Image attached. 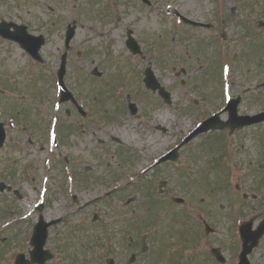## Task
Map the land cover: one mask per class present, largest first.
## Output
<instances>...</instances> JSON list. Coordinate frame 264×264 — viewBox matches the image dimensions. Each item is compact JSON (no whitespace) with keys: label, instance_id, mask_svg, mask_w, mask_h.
<instances>
[{"label":"rangeland","instance_id":"rangeland-1","mask_svg":"<svg viewBox=\"0 0 264 264\" xmlns=\"http://www.w3.org/2000/svg\"><path fill=\"white\" fill-rule=\"evenodd\" d=\"M150 1L151 6L140 0L0 1V19L26 24L32 33L47 37L41 51L43 65L17 44L0 38V119L7 127V140L0 150V178L13 183L23 195L12 209L18 218L15 228L1 234L0 240L5 242L14 233L6 241L9 248L12 242L16 244V252L29 248V237L24 240V235L37 220L34 204L43 199V214L53 219L67 211L65 204L76 209L73 194L78 205L90 203L84 210L90 215L86 222L81 215L68 216L49 229L46 247L58 254L46 264H106L108 257L125 263L131 252H139L136 264H210L203 258H210L208 245L215 240L208 238L205 246L197 247L200 234L194 220L192 225L184 206L172 198L182 197L204 207L216 223L220 204L228 203L219 190L227 168L224 164L219 168L214 159L220 147L205 146L197 138L181 150L177 162L146 173L143 170L202 120L204 107L207 112L216 107L220 85L216 49L211 43L202 47L188 41L191 33H184L187 29L174 22L172 13L175 9L188 17L206 18L214 14L215 4L213 0ZM220 1L230 14L224 23L230 32L225 45L231 50L253 46L255 43H245L241 22L252 25L254 11L256 17L263 16L264 0ZM233 6H237V14L230 13ZM72 21L76 32L68 51L65 81L88 113L84 120L71 104L62 105L58 112L54 108L64 31ZM127 29L133 31L144 58L126 48ZM199 32L197 38L206 35ZM206 59L211 62L205 67ZM240 60H245L242 67H238ZM235 64L229 74L232 81L242 75L246 84L260 76H255L257 65L251 59L241 56ZM148 66L171 93V104L144 87L143 73ZM182 68L186 73L180 72ZM205 93L208 105L201 102ZM127 101L137 103L136 115L130 114ZM261 105L264 102H257L255 109ZM66 108L71 109L70 116L64 114ZM160 113L167 116L161 118ZM55 119L59 144L52 149L48 136ZM11 122L16 124L14 129H8ZM157 127H165L166 132ZM250 136L251 141L245 142L247 159L234 169L264 172V123L250 131ZM64 157L68 164L61 159ZM120 176H125V183L111 192ZM162 181L166 182L164 193L159 188ZM43 187L46 191L41 196ZM93 212L102 215L96 224L91 223ZM181 220L183 224L174 223ZM144 231L151 259L140 251Z\"/></svg>","mask_w":264,"mask_h":264},{"label":"flooded vegetation","instance_id":"flooded-vegetation-1","mask_svg":"<svg viewBox=\"0 0 264 264\" xmlns=\"http://www.w3.org/2000/svg\"><path fill=\"white\" fill-rule=\"evenodd\" d=\"M262 52V50H260ZM247 90V89H245ZM235 92L232 94L231 99H239L238 112L243 115H253L257 112L264 111V105L255 109L257 102L255 97L250 95L249 91ZM219 99L216 101V106L220 105L216 111H220L219 118L223 122L228 121V113L224 111L227 107V103H223V95L219 94ZM218 130H210L206 133L199 135L198 137L203 141V145L209 147H220V152L215 156V162L221 164H228L233 166L236 164L240 167L242 161L246 160L247 145L245 142L251 141L250 131H254L256 125H246L241 128L233 127L231 124H217ZM249 158V156H248ZM249 162H247L248 164ZM225 180L221 183L219 190L222 195L227 196V204H220V211L217 214L216 223H213L211 218V224L216 228L211 229L210 233L215 236L210 237L215 241L210 246V249L216 247L218 252L223 256L219 261L215 259H207L210 264H239L240 254L243 250V242L245 237H248V245H252L257 232L259 231V224L264 220V172H225L221 179ZM235 178V183L229 182V179ZM10 185V184H9ZM15 190L7 188L3 192H0V234L9 232L14 225L10 223L13 217L12 209L15 208ZM193 208H199L201 212H204L203 216H207V212L204 207L195 205ZM82 207V209H84ZM225 209L227 211L225 212ZM80 208L76 211V216L80 213ZM88 211L82 213V218L85 221L89 217ZM102 215H98L93 212L91 222L94 224L100 222ZM63 221V219H62ZM249 224L248 230L241 229L243 224ZM199 230V237L206 238L210 233L206 232L204 228V235H201V225H204L203 218L198 216V222L195 223ZM9 233L6 240L10 235ZM141 237V252L143 253V240ZM5 240L1 241L0 255L2 258H8L10 260L14 256V246L12 242L11 248L10 242ZM4 242V243H3ZM146 242V241H145ZM9 248V249H7ZM147 251V250H146ZM7 255V257H5ZM248 264H264V234L260 238L258 245L251 250L247 256ZM202 264V263H197Z\"/></svg>","mask_w":264,"mask_h":264},{"label":"water","instance_id":"water-1","mask_svg":"<svg viewBox=\"0 0 264 264\" xmlns=\"http://www.w3.org/2000/svg\"><path fill=\"white\" fill-rule=\"evenodd\" d=\"M70 38H71V34H68V36H67V42L69 41ZM19 40L21 41L22 44H28L30 47H34L37 44V41L34 38L27 37V36H25L23 34H20L19 35ZM260 117L261 116L256 117L255 119H253V121L260 120ZM0 139H1V136H0ZM177 149H178V147L176 149H174L172 152H170L168 155H166L164 158H162L161 160H164L167 157H175L177 155ZM38 232L39 233H38V235H37V237H36V239L34 241L35 244H36V246H37L35 252L33 253L34 254L35 261L38 260L39 256H41V255L44 254V253L39 254L38 252L40 251V248H41V246L43 244V240H44V237H45V231L40 226L38 228Z\"/></svg>","mask_w":264,"mask_h":264},{"label":"snow or ice","instance_id":"snow-or-ice-1","mask_svg":"<svg viewBox=\"0 0 264 264\" xmlns=\"http://www.w3.org/2000/svg\"><path fill=\"white\" fill-rule=\"evenodd\" d=\"M228 71V68L226 67L225 68V72H227ZM224 99H230V96L228 95V86L226 85L225 86V88H224ZM56 108L58 109L59 108V105L57 104L56 105ZM55 134L53 133V136H54Z\"/></svg>","mask_w":264,"mask_h":264},{"label":"bare ground","instance_id":"bare-ground-1","mask_svg":"<svg viewBox=\"0 0 264 264\" xmlns=\"http://www.w3.org/2000/svg\"><path fill=\"white\" fill-rule=\"evenodd\" d=\"M159 116H160L161 118H163V117H165V116H167V115H166L165 113H164V114H163V113H160ZM134 136H135V134H134ZM134 136H132L131 139H127V140H128V141H129V140H133V139H134Z\"/></svg>","mask_w":264,"mask_h":264}]
</instances>
